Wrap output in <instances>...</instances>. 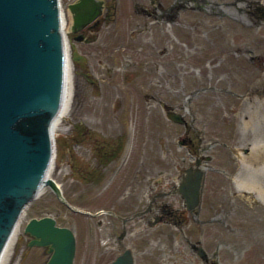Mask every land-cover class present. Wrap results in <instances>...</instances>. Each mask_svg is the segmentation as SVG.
<instances>
[{
	"label": "flooded vegetation",
	"instance_id": "af4514ba",
	"mask_svg": "<svg viewBox=\"0 0 264 264\" xmlns=\"http://www.w3.org/2000/svg\"><path fill=\"white\" fill-rule=\"evenodd\" d=\"M74 1H67L73 72L84 76L83 97L94 87L115 92L110 123L114 129L117 125L115 131L80 132L82 146L99 160L97 164L104 159L115 162L108 178L115 183V204L102 212L109 216V224L96 219L108 232L88 233V240L102 243L84 250L81 263L107 264L115 258L119 264H181L185 258L189 264H216L220 243L206 244L205 233L207 226L221 223L222 218L214 210L215 197L207 201L208 206L204 203L207 170L203 168L198 208L188 205L181 186L184 176L188 172L193 176L203 164L235 181L232 165L237 167L236 174L243 159L252 155V140L245 141L241 126L248 115L240 99L248 97L254 79H246L250 90L243 93L238 76L245 74L249 64L260 75L264 55L256 51L262 38L248 37L242 17L247 6L256 19L263 17L264 4L258 0H102L98 12V0H91L85 14L91 18L75 22L69 6ZM120 56L124 67L141 59L156 62L154 68L140 73L123 69V77L151 71L161 76L151 80L158 86L139 84L151 88L145 96L155 106H145L142 116L133 94L127 96L129 91L119 79L105 85L118 74ZM126 108L124 119L120 113ZM126 119L130 120L128 130ZM220 136L223 139L217 142L229 149L228 167L210 164L216 153H206L208 145L202 144L208 137ZM220 202L227 203L226 198ZM209 205L213 214L205 217L203 211Z\"/></svg>",
	"mask_w": 264,
	"mask_h": 264
},
{
	"label": "rangeland",
	"instance_id": "374dc122",
	"mask_svg": "<svg viewBox=\"0 0 264 264\" xmlns=\"http://www.w3.org/2000/svg\"><path fill=\"white\" fill-rule=\"evenodd\" d=\"M60 1L67 20L69 18L67 12L68 0ZM258 1L264 4V0ZM242 18L247 22L248 37L262 38L260 48L256 51H262L264 55V16L256 19L250 13L249 6H247V13ZM246 59L245 56V62H247ZM123 61V56L116 60L120 70L105 85H110L113 79H119L124 89L129 91L127 96L131 97L130 93L133 94L132 97L136 100V106H138L140 113L138 116H142L145 106L148 108L155 106L152 103L148 104V98L145 96L151 88L144 86L141 88L139 84L158 86L159 84L151 80L152 78H161V76L158 73L155 74V71H151L145 75L123 77V69L140 73L144 68H154L156 64L152 60L145 61L141 59L137 65L124 67ZM160 63L161 60H157V67H160ZM251 69L252 65L249 64L245 74L238 76V85L240 86L238 88L243 93L250 90L248 85L245 84L246 79H254L253 87L248 91V97L240 99L243 100L244 112L248 115V118L241 121V126L245 141L247 142L251 138L253 146L257 147L258 145L259 148L253 149L252 155L243 159V163L240 164L236 174L237 167L232 165L231 173L235 181H229L223 173H215L211 169H207L206 202L204 203L208 206L207 201L215 197L214 210L219 211V217L222 218L221 223L218 221L213 227L207 226L205 233L206 244L212 246L213 240H218L220 243L217 250L218 262L216 264H264V69L260 75L257 74L256 70L251 71ZM73 74L72 106L68 115L59 124L60 127L55 129L56 152L53 162L54 167L52 165L49 175L59 183L65 196L72 204L94 212L111 208L115 204V183L110 184L108 179L115 162L104 159V162L101 161L100 164H97L99 160L82 146L83 141L79 140L80 132L83 130L89 132L117 130V125L114 129L113 123H110L113 115H115V92L111 88H107L102 92L94 87L92 90L89 89V92L85 93V97H83L81 91L87 86L84 76L77 71ZM214 80L215 77H213L212 82ZM116 91L122 93L120 90ZM89 93H93L94 96H89ZM83 98H86V100H83ZM127 99L129 98L127 97ZM120 115L124 119L127 118L128 108L125 111L123 110ZM126 121V130H128L130 120L126 119ZM222 139L221 136L208 137L202 144L208 145V148L204 150L206 153H216L212 161H209L210 164L228 167L226 153L229 149L222 147L217 142V140ZM261 148H263V151L260 153ZM237 150L241 151L242 149L238 148ZM252 156L256 159H253ZM101 163H105V166ZM245 182L256 185L255 190L244 189ZM222 197L226 198L227 203L220 202L222 204H219ZM212 211L213 207L209 205V208L203 211L204 216L210 217L213 214ZM44 214L54 215L59 224L72 226L76 231L77 254L75 264H82L84 250L89 251L90 247L96 249L97 245L102 243L99 239L88 240V233L91 230H95L101 235L108 232L107 227L104 225L101 227L96 223V219L100 217L105 221V224H109L107 214L96 216L73 210L63 203L53 189L47 185L25 207L21 217L22 221L18 225L19 230L17 229L15 235V245H17L14 248L15 253L8 264H43L47 259L50 254L49 247L47 245H30L28 241L31 235L24 231V225L30 217H38ZM224 219L230 222V225L226 224ZM189 255L191 256V254ZM184 259L180 261L181 264H189Z\"/></svg>",
	"mask_w": 264,
	"mask_h": 264
},
{
	"label": "water",
	"instance_id": "95a60500",
	"mask_svg": "<svg viewBox=\"0 0 264 264\" xmlns=\"http://www.w3.org/2000/svg\"><path fill=\"white\" fill-rule=\"evenodd\" d=\"M102 3L96 2L98 12ZM69 6L75 22L91 18L85 16L91 0H75ZM65 23L60 0H0V258L25 207L44 186L78 209L49 175L55 152L54 120L63 103L67 75ZM200 186L199 168L193 176L190 172L184 176L181 190L190 207L198 202ZM24 231L32 235L30 245L49 246L51 253L43 264H73L71 227L45 214L30 217ZM108 264H119V259Z\"/></svg>",
	"mask_w": 264,
	"mask_h": 264
},
{
	"label": "bare ground",
	"instance_id": "6f19581e",
	"mask_svg": "<svg viewBox=\"0 0 264 264\" xmlns=\"http://www.w3.org/2000/svg\"><path fill=\"white\" fill-rule=\"evenodd\" d=\"M66 62H67V65H66L67 75H66V84H65L64 98H63V103H62L61 109H60L58 115L56 116V118L54 120V129H56L57 127H60L59 124L62 122L64 117L66 115H68V113H69V111L71 109V106H72V103H71L72 102V98H73L72 94H73V91H74L73 90V84H74L73 83L74 82L73 81V75L74 74H73L72 70L74 68H73V63H72L71 58H70L69 47H67V61ZM53 167H54V165H53ZM245 184H246V186H243V188L246 189V190H249V189L255 190V188H256L255 187L256 185H254V184L252 185L250 182H245ZM257 191H256V193H257ZM260 195H262V194H260ZM20 221H22V219ZM17 229L15 230V232L13 233V235L11 236L10 240L8 241L7 245L5 246V248L3 250V253H2L1 258H0V264H8L11 261L12 256H14L13 255L15 253L14 252V248L17 246V245H15V242H16L15 241V235H16Z\"/></svg>",
	"mask_w": 264,
	"mask_h": 264
}]
</instances>
